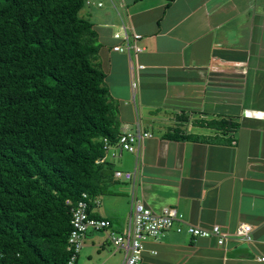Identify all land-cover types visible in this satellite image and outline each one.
<instances>
[{"label": "crops", "instance_id": "0c3cea01", "mask_svg": "<svg viewBox=\"0 0 264 264\" xmlns=\"http://www.w3.org/2000/svg\"><path fill=\"white\" fill-rule=\"evenodd\" d=\"M79 14L96 30L120 128L134 123L150 135L137 157L107 151L106 193L89 212L110 225L86 232L77 264L121 263L124 250L108 233L125 229L137 199L175 206L198 225H251L249 240L221 244L171 226L144 241L139 264H264V0H87ZM122 24L141 47L130 57L113 50L124 44L113 35ZM130 61L141 64L134 93ZM179 124L206 137L164 136ZM118 164L132 178H115Z\"/></svg>", "mask_w": 264, "mask_h": 264}, {"label": "trees", "instance_id": "16d2710c", "mask_svg": "<svg viewBox=\"0 0 264 264\" xmlns=\"http://www.w3.org/2000/svg\"><path fill=\"white\" fill-rule=\"evenodd\" d=\"M86 1L0 0V264H64L71 205L106 193L96 159L122 129Z\"/></svg>", "mask_w": 264, "mask_h": 264}, {"label": "built area", "instance_id": "2783aa9c", "mask_svg": "<svg viewBox=\"0 0 264 264\" xmlns=\"http://www.w3.org/2000/svg\"><path fill=\"white\" fill-rule=\"evenodd\" d=\"M114 37H122L124 44H114L113 50L124 51L130 57V53L134 55L140 50L134 40L138 38L137 34L132 37L127 33V28L124 24L120 29L113 33ZM140 62L130 61L129 70L131 79V89L134 93L136 88V80L133 71L140 66ZM150 132L142 130L138 125L133 132L123 128L114 143H109L107 140L104 143L105 154L96 159L97 163H106V153L111 147L115 146L116 151H111L112 156H118L123 150L133 152L137 157L143 147V140L149 136ZM112 174L115 178L128 179L132 178L133 171L128 169L114 168ZM87 193L82 192L75 203L70 207L71 217L67 235L68 256L64 264H76L78 254L83 246L84 237L90 229H106L110 225V220L104 216L91 215L87 211V200L84 199ZM96 203L97 199L94 200ZM69 202V200H67ZM173 226L177 232H185L191 236L214 237L216 242L221 244L230 236L242 240L251 238V225L248 222H239L232 232L228 228L218 223L211 225H198L187 220V218L175 206L163 205L160 209L154 210L140 200H133L129 207V213L122 232L109 230L108 236L113 244L117 247H122L124 255L120 264H139L142 255L143 243L147 238H156L166 228Z\"/></svg>", "mask_w": 264, "mask_h": 264}, {"label": "rangeland", "instance_id": "374dc122", "mask_svg": "<svg viewBox=\"0 0 264 264\" xmlns=\"http://www.w3.org/2000/svg\"><path fill=\"white\" fill-rule=\"evenodd\" d=\"M106 81V80H105ZM133 118H135V116L133 115ZM136 119V118H135ZM134 129H135V125H134V123H132V125L131 126H129L128 127V129H126V130H129L130 132H133L134 131ZM123 152V157L124 156H126V155H129V154H134L133 152H129V151H126V150H123L122 151ZM105 154V153H104ZM107 154V153H106ZM131 155H129V156H131ZM109 157V156H108ZM116 162H118V160H116ZM118 167L120 168L121 166H120V164H118ZM121 169V168H120ZM98 196H99V199L101 200L103 197H104V193H102V194H98ZM103 205L105 206L106 205V201L105 200H103ZM101 202H100V204L99 205H96V204H92V206L90 207L91 209H92V211L94 212V211H96V210H100L101 209ZM111 241V240H110ZM112 242V241H111ZM113 243V242H112ZM84 245V244H83ZM113 246L115 247V248H117V246H115L114 244H113Z\"/></svg>", "mask_w": 264, "mask_h": 264}, {"label": "clouds", "instance_id": "9594fccd", "mask_svg": "<svg viewBox=\"0 0 264 264\" xmlns=\"http://www.w3.org/2000/svg\"><path fill=\"white\" fill-rule=\"evenodd\" d=\"M114 169V168H113ZM113 171V170H112ZM105 217V216H104Z\"/></svg>", "mask_w": 264, "mask_h": 264}]
</instances>
